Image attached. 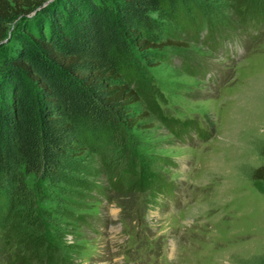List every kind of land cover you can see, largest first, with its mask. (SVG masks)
I'll return each instance as SVG.
<instances>
[{
    "label": "rangeland",
    "instance_id": "374dc122",
    "mask_svg": "<svg viewBox=\"0 0 264 264\" xmlns=\"http://www.w3.org/2000/svg\"><path fill=\"white\" fill-rule=\"evenodd\" d=\"M244 1L253 5L247 21L235 0H195L201 36L207 24L219 27L220 36L236 38L224 41L231 55L179 31L178 43L164 49L166 60H140L162 113L194 120L201 135L177 134L137 102L133 109L145 114L126 138L82 144L51 176L21 172L14 184L1 181L0 264H20V255L26 264L264 261V180L250 177L264 165V35L242 31L264 22V0ZM140 161L170 183L171 196L134 183L131 168L139 171ZM28 239L36 246L31 255Z\"/></svg>",
    "mask_w": 264,
    "mask_h": 264
},
{
    "label": "trees",
    "instance_id": "16d2710c",
    "mask_svg": "<svg viewBox=\"0 0 264 264\" xmlns=\"http://www.w3.org/2000/svg\"><path fill=\"white\" fill-rule=\"evenodd\" d=\"M235 2L247 21L252 3ZM202 23L195 0H0V184H14L21 172L51 176L64 159L81 154L82 144L92 147L116 133L126 138L143 119L144 112L133 109L137 102L177 134L200 136L204 130L194 120L162 113L160 95L141 74L140 60H166L164 49L178 43L179 31L212 47L225 46L230 54L225 44L236 38L220 36L211 23L201 36ZM258 26L242 31L258 39L264 22ZM259 152L264 156V144ZM139 163V171L131 168L134 183L171 196L170 183ZM250 177L264 180V165ZM26 248L34 252L31 239ZM17 258L29 262L24 255Z\"/></svg>",
    "mask_w": 264,
    "mask_h": 264
}]
</instances>
